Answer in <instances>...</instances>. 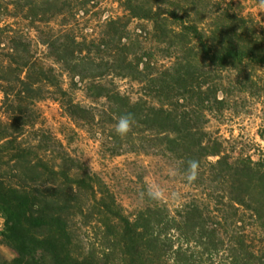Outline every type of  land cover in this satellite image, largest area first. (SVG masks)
Returning <instances> with one entry per match:
<instances>
[{
  "label": "trees",
  "instance_id": "trees-1",
  "mask_svg": "<svg viewBox=\"0 0 264 264\" xmlns=\"http://www.w3.org/2000/svg\"><path fill=\"white\" fill-rule=\"evenodd\" d=\"M105 1L0 0V264H264V152L229 156L208 130L264 74V26L235 0H115L80 32ZM48 99L105 157L200 160V194L142 200V165L127 209L46 126Z\"/></svg>",
  "mask_w": 264,
  "mask_h": 264
},
{
  "label": "rangeland",
  "instance_id": "rangeland-1",
  "mask_svg": "<svg viewBox=\"0 0 264 264\" xmlns=\"http://www.w3.org/2000/svg\"><path fill=\"white\" fill-rule=\"evenodd\" d=\"M218 1L214 2L215 11L219 10V6L216 4ZM227 2L229 3L230 0ZM234 6L245 15L254 18L259 26H264V0H235ZM108 12L123 14V10L115 0H106L103 8L92 12V17L83 19L81 16L79 18L77 26L80 32L83 30L98 31L99 21L108 16ZM255 76L254 80L257 85L250 87V93L242 92L238 87L234 88L230 92V106L233 108L219 117H212L208 127L213 136H219L225 141L230 150L229 156H238L242 152H249L258 158V154L261 155L264 152V141L261 138V130L264 125V74L257 73V77ZM123 85L125 86L127 83ZM40 107L46 120V126L64 142L73 156L84 160L89 168L92 162V171L91 168L90 171L104 180L111 191L119 193L120 198L125 201L127 209H132L137 205L132 187L133 181L137 180V174L142 171L141 166L143 165L147 170L155 173L163 166L171 164L166 159L144 157L138 159L132 155L116 158L105 157L101 152L99 142L79 125L67 117H63L58 102L48 99L43 101ZM173 186L183 192L184 200L201 192L195 191L193 184H185L182 181H177ZM88 234L92 235V233ZM0 250L8 259H15V253L1 243Z\"/></svg>",
  "mask_w": 264,
  "mask_h": 264
},
{
  "label": "clouds",
  "instance_id": "clouds-1",
  "mask_svg": "<svg viewBox=\"0 0 264 264\" xmlns=\"http://www.w3.org/2000/svg\"><path fill=\"white\" fill-rule=\"evenodd\" d=\"M136 119L133 113H127L118 118L114 130L120 137H127L133 132ZM92 162L90 168L92 171ZM201 161L190 159L185 164L176 166L168 164L163 166L158 172L146 170L143 177V187L139 193L140 199L146 200L158 205L182 204L184 194L173 185L177 181L185 184L195 183L200 176Z\"/></svg>",
  "mask_w": 264,
  "mask_h": 264
}]
</instances>
